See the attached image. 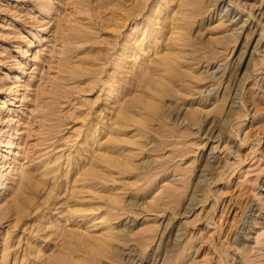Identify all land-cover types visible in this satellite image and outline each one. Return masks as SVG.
Here are the masks:
<instances>
[{
  "label": "rangeland",
  "instance_id": "1",
  "mask_svg": "<svg viewBox=\"0 0 264 264\" xmlns=\"http://www.w3.org/2000/svg\"><path fill=\"white\" fill-rule=\"evenodd\" d=\"M0 264H264V0H0Z\"/></svg>",
  "mask_w": 264,
  "mask_h": 264
},
{
  "label": "bare ground",
  "instance_id": "2",
  "mask_svg": "<svg viewBox=\"0 0 264 264\" xmlns=\"http://www.w3.org/2000/svg\"><path fill=\"white\" fill-rule=\"evenodd\" d=\"M223 1H220V4L222 3ZM222 5V4H221ZM223 8V7H222ZM224 8H226V6L224 7ZM229 9V8H228ZM225 10V9H224ZM222 11V10H221ZM226 12H227V9L225 10ZM230 11V10H229ZM227 14H229V13H227ZM228 16V15H227ZM237 34V33H236ZM215 72V71H214ZM245 226V225H244ZM124 254V253H123ZM139 260V259H138ZM137 260V261H138Z\"/></svg>",
  "mask_w": 264,
  "mask_h": 264
}]
</instances>
